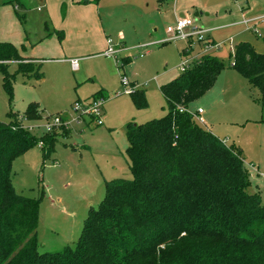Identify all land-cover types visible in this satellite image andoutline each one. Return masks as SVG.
<instances>
[{"label":"trees","instance_id":"obj_1","mask_svg":"<svg viewBox=\"0 0 264 264\" xmlns=\"http://www.w3.org/2000/svg\"><path fill=\"white\" fill-rule=\"evenodd\" d=\"M11 62L16 73L41 81L40 61L0 41V72L9 96L15 77L8 71ZM228 65L258 89L264 105V53L241 41ZM224 67L206 53L160 85L166 114L125 126L132 177L105 181L103 199L89 209L74 247L59 251L38 250L40 197L15 191L11 166L38 142L47 158L66 129L41 139L32 134L22 120L41 118L34 102L20 117L11 112L10 121H0V264H264V204L249 191L243 159L180 111L211 89ZM130 96L137 109L147 106L142 89Z\"/></svg>","mask_w":264,"mask_h":264},{"label":"rangeland","instance_id":"obj_2","mask_svg":"<svg viewBox=\"0 0 264 264\" xmlns=\"http://www.w3.org/2000/svg\"><path fill=\"white\" fill-rule=\"evenodd\" d=\"M80 1L83 0H0V41L15 45L22 56L39 58L43 74L39 84L33 77L16 73V63H9L8 71L15 76L9 96L0 72V121H10L11 112L20 117L27 104L34 102L41 111V118L23 119L22 125L41 139L47 133L45 124L51 117L60 114L65 121L72 118L71 106L75 100H83L99 88L107 93L104 94V125H96L94 120L88 125L72 123L67 128L69 135H58L53 152L44 160L42 145L38 142L12 162L15 191L29 198L40 197L37 227L40 252L59 251L67 245L74 247L89 209L96 208L103 199L104 180L132 177L126 154L128 141L124 133L126 122L122 123L123 112H134L130 121L133 124L164 116L167 105L158 83L181 73L180 49L184 41L152 45L147 53L138 57L140 51H145L137 49L138 45L168 37L166 27L175 23L173 11L165 8L168 13H164L152 1L148 5L147 0H102L103 35L113 41L119 36L124 40L123 50L116 54V59L107 60L102 55L103 43L97 26L90 20L76 29L80 8L72 6L81 4ZM175 1L178 10L193 5V9L210 15L216 24L226 21L219 20L222 9L233 8L234 0L232 3L227 0ZM247 21V24L241 21L236 27L210 33L219 42L213 55L221 59L225 67L218 74L209 100L222 99L230 91L235 99L232 104L239 103L232 108L226 100L228 107L222 116L225 120L220 125V139L243 158L249 172V191L256 193L264 204V178L256 175L257 170L264 173V125L244 124L231 117L232 111L252 107L256 108L257 117H264V105L258 89L228 65L233 61L234 48L231 51L230 42L223 41L232 36V47L248 41L256 51L264 53V11ZM60 31L64 33V47L77 50L74 55L79 58L78 70L73 71L69 62L61 61L63 40L57 37ZM77 33L79 37L75 36ZM123 58L130 60L121 67ZM165 70L167 75L161 76ZM124 74L144 91L145 108L136 109L130 94L122 93ZM84 75L90 80L83 79ZM191 106L190 110L197 108L194 103ZM106 115L111 118V130L106 128ZM202 126L210 130L206 123ZM56 238L64 242L59 243ZM43 241H52V244L44 245Z\"/></svg>","mask_w":264,"mask_h":264},{"label":"crops","instance_id":"obj_3","mask_svg":"<svg viewBox=\"0 0 264 264\" xmlns=\"http://www.w3.org/2000/svg\"><path fill=\"white\" fill-rule=\"evenodd\" d=\"M101 1L102 0H99L97 3H94L91 0H83V1H80L81 4H78V5H75V6H72V7L73 8L79 7L80 8L79 9V20H78V23H76V29H79L80 25L83 26V25H85L87 22H89L91 20L95 24V26H97L96 27V31L101 36V42L103 43V48L102 49L104 51L106 49V46H107L108 37L103 35V33H104L103 21H100V19H101V5H102V4H100ZM119 1L120 2H126L128 0H119ZM147 1H148V5L152 1L155 5L158 6L159 9L162 8V11H164V13H168V12L165 11L166 9H170L171 13L173 11L175 21H176L177 18H184V17H188V16L193 17L201 25H203L204 27H207V28L210 29L209 32H208V35H209V38L212 40V42L215 43V44H217V43L219 44V42H216V40L214 38V34H211L212 35L211 36L210 33H212L213 31L225 29V28H228V27H236L244 19H247V20L250 21V19H252L253 16L258 15V13L261 12V11H264V0H234L233 4H232L233 8H228V11H226V9L225 10L222 9V16H221V18L219 20H226V21L224 23H216L215 24L212 21L213 19L209 17L210 15H208L207 13L204 14L203 11H197L196 9H193L194 8L193 5L186 6V7L181 8V9L178 10V7L176 5L177 1H175V0H173V1L172 0H147ZM227 1H228V3H232V0H227ZM43 6H44V4H43ZM37 8H39V7H37ZM200 8H202V6ZM216 14H218V10L216 11ZM241 19H243V20H241ZM216 21H218V20H216ZM64 26L67 28L66 24H64ZM167 26H169V25H167ZM75 36L79 37L80 35H79V33H77ZM57 37L60 40H63L62 41V49H61V55L63 56V58H61V61H65L66 63L69 62V66L71 67V69L73 71L78 70V68H79V65H78L79 58L76 55H74V54L77 53V50L75 48H73V47H71V48H65L64 47V45H63L64 44V33L62 31L57 32ZM229 38L232 39V36H230ZM229 38H226L223 41H227ZM114 43H118V44L122 45V43H124V40H123L122 36H119V38H117L116 41H114ZM140 45H138L137 49H139V50L142 49V50H145V51L144 52L140 51L139 53H141V52H143L144 54L147 53L148 52V48H141V47H139ZM79 46L82 47V44L80 43ZM184 46H185V44L182 45V47L180 49V54H181V50H182V48ZM198 49H199V46H197V45L194 46L191 49V56H195L197 54V52H198ZM122 50H123V48L121 49V51ZM211 54H213V51L211 52ZM25 57L34 58V59H36V61H40L39 58H36V57H34L32 55H28V56H25ZM103 57L105 59H107V60H111L112 59V58L106 57V56H103ZM138 57H142V56H139V54H138ZM72 59H77V65L75 67L72 66V64H71L70 60H72ZM127 60H130V58H128ZM166 72L167 71L165 70L160 75L161 76H166L167 75ZM217 78H218V76H217ZM83 79L90 80V78L89 77L86 78L85 75H84ZM216 81H217V79H216ZM216 81H215V83H216ZM129 82L135 88H139L140 89V86L138 84H136V82H134V81H129ZM40 83H41V81L39 82V84ZM164 83H166V82L158 83V87L160 88V85H162ZM214 86H215V84L202 97H200L199 99H197L193 103L195 105H197V108H202L203 111H202L201 116L203 117L204 122L209 126V128L211 130V131L210 130L209 131L212 132L218 138H222L221 137L222 136L221 135L222 134V127L220 125H221V122L223 120H225L222 116L225 114L226 106L228 105L226 100L229 101L230 105H232L231 106L232 108L236 107L239 103L238 104H232V102L235 99H234V97H233V95H232V93L230 91L226 92V94L224 95V97H222V99L219 98V99H216L213 102H210L209 94L211 93V90L214 88ZM101 88H103V87H101ZM99 90H101V92H102L101 95H104V94L107 95L106 90L103 91V89L99 88L98 90H95L92 94H90V96H87V97L83 98V100L93 96V94L96 93ZM222 93H224V92H222ZM77 100H81V99H77ZM190 106H189V108H190ZM197 108L193 109V111H195ZM250 109H251V111H250ZM241 110H242V112H241ZM103 114H105L104 109H103ZM140 114H143V112H141ZM122 116H123L122 117V123L126 122V124H127V122H130L134 118L133 117L134 116V112L129 110L128 113L123 112ZM231 117L242 121L244 124H247V123H250V122H254V123L258 124V125L261 124V126L264 125V117L263 116L262 117H257L256 108H254V107L249 108V109L248 108H246V109L244 108V109H240V110L237 109L235 111H232ZM106 118H105L106 119V124H107L106 128L111 130V128H110L111 118L108 115H106ZM90 121L91 120L88 119V120H86L84 122L77 123V124H86V125H88L90 123ZM126 124L124 125V133H125ZM101 125H104V120H103V124H101ZM66 135H69V130L68 129L66 130V133H64L63 136H66ZM223 141H224V139H223ZM73 149H75V148L73 147ZM41 157H42V154H41ZM68 162L71 163V160L68 161ZM256 173H257L256 175L261 176L262 178H264L262 173H260L258 170L256 171ZM101 175H103V174L101 173ZM105 181L106 180H104V183H105ZM58 200H59V198H58ZM56 241L60 243V242H64V239L56 238ZM47 243L49 245H51L52 241H45L44 245H46Z\"/></svg>","mask_w":264,"mask_h":264},{"label":"built area","instance_id":"obj_4","mask_svg":"<svg viewBox=\"0 0 264 264\" xmlns=\"http://www.w3.org/2000/svg\"><path fill=\"white\" fill-rule=\"evenodd\" d=\"M245 24L248 23L247 20H243ZM209 28L201 25L196 19L191 16L184 18H177L173 25L166 27V32L168 37L164 40H155L150 41L144 44H141L139 47L148 48L151 45L155 44H164L170 41H184L185 46L181 50L182 60L179 63V68L182 71L186 70L193 63L206 53H211L213 49L215 50L219 44H215L209 38L208 32ZM259 35V34H258ZM230 42V50L232 51V39L227 40ZM197 44L199 46L198 52L195 56H191V49ZM123 48L122 45L114 43L111 38L107 39L106 49L102 52L103 56L116 59V54ZM143 52L139 53V56H143ZM72 66L77 65V59L70 60ZM121 82L123 84V94H130L135 87L130 84L128 78L125 75H122ZM106 97L104 95L98 94L91 96L84 100H75L71 106L72 118L70 120H64L60 114H57L45 124L46 132H51L54 129L65 128L72 123H81L86 120H94L96 125L103 124V108ZM180 111H185L189 113L199 124L203 125L204 119L201 116L202 108H197L195 111L190 110L189 107L181 108ZM264 176V173H262Z\"/></svg>","mask_w":264,"mask_h":264}]
</instances>
